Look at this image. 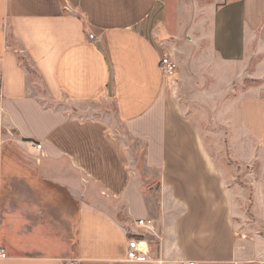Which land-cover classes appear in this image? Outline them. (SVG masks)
<instances>
[{"label":"crops","instance_id":"0c3cea01","mask_svg":"<svg viewBox=\"0 0 264 264\" xmlns=\"http://www.w3.org/2000/svg\"><path fill=\"white\" fill-rule=\"evenodd\" d=\"M160 3L0 0V264H264V179L239 181L251 155L264 169V0H228L215 19L227 58H260L237 140L218 157L159 68L172 57L154 29ZM98 100L113 101L156 188L138 179L110 121L69 105ZM138 220H152L162 240L130 262Z\"/></svg>","mask_w":264,"mask_h":264},{"label":"rangeland","instance_id":"374dc122","mask_svg":"<svg viewBox=\"0 0 264 264\" xmlns=\"http://www.w3.org/2000/svg\"><path fill=\"white\" fill-rule=\"evenodd\" d=\"M228 0H161L155 11L154 29L161 30V40L170 44L171 58L178 64L175 85L179 107L183 113L194 119L207 149L217 153L224 149V142L237 140L239 102L250 94L249 88L258 83V78L250 77L251 65L247 58H227L216 48L213 34L215 19L222 12ZM164 29V31H163ZM22 65L28 69L29 83H35L34 93L45 97V91L28 59L21 55ZM170 57V56H169ZM264 59V58H263ZM262 60V56H261ZM72 111L86 118L101 117L110 121L116 133L128 146L131 156L139 168L138 179L146 183L154 176L143 166V152L140 145L132 141L115 118L112 100H98L86 103H73ZM245 163V164H244ZM239 181L250 187L264 179V169L256 158L251 157L242 163ZM141 177V178H140Z\"/></svg>","mask_w":264,"mask_h":264},{"label":"built area","instance_id":"2783aa9c","mask_svg":"<svg viewBox=\"0 0 264 264\" xmlns=\"http://www.w3.org/2000/svg\"><path fill=\"white\" fill-rule=\"evenodd\" d=\"M159 68L163 76L170 81L174 82L178 73V64L169 56H163L159 62ZM1 95V87H0ZM35 150L41 149V144H32ZM136 226L142 231V234L138 238H132L128 240L125 251V258L130 262H145L148 253V241L161 242L162 237L159 231L155 228L152 220H138ZM150 238V239H149ZM7 255L0 248V260L6 259ZM71 264H77V261H73ZM176 264H196L195 262L178 261Z\"/></svg>","mask_w":264,"mask_h":264}]
</instances>
